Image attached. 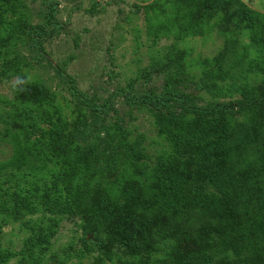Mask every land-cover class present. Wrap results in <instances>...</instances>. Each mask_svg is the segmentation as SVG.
<instances>
[{"label": "rangeland", "instance_id": "obj_1", "mask_svg": "<svg viewBox=\"0 0 264 264\" xmlns=\"http://www.w3.org/2000/svg\"><path fill=\"white\" fill-rule=\"evenodd\" d=\"M0 264H264V0H0Z\"/></svg>", "mask_w": 264, "mask_h": 264}, {"label": "trees", "instance_id": "obj_2", "mask_svg": "<svg viewBox=\"0 0 264 264\" xmlns=\"http://www.w3.org/2000/svg\"><path fill=\"white\" fill-rule=\"evenodd\" d=\"M29 41L31 42L30 44H32V46L29 47V49L27 50V52L22 53L21 51H16L13 56H12V69H15L16 67H18L19 65L23 64V63H27L32 61L33 59H35L36 57L39 58V54L36 52V39L34 36L29 38ZM37 60V59H35ZM67 82L69 85V89L70 91L75 94L76 96L80 97L81 94L77 92L76 87L74 86V82L72 80H70L69 78H67ZM39 90H37L38 92ZM48 99V96H45ZM88 106H91L90 103L85 102ZM102 121V119H101ZM102 124H104L103 122H101ZM252 193L251 190L246 189L245 187H242L241 189V197L244 200L245 203L249 204L253 201L252 199ZM17 204H19V201L17 203V201L12 202V204L10 205V210L13 213V215L15 216H19L20 215V211L15 207L17 206ZM21 204V203H20ZM259 215L254 214L253 215V220H259ZM160 237H163L162 235Z\"/></svg>", "mask_w": 264, "mask_h": 264}]
</instances>
